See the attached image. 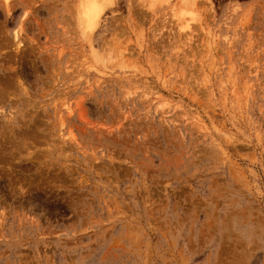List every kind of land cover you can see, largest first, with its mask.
I'll list each match as a JSON object with an SVG mask.
<instances>
[{
    "label": "rangeland",
    "instance_id": "1",
    "mask_svg": "<svg viewBox=\"0 0 264 264\" xmlns=\"http://www.w3.org/2000/svg\"><path fill=\"white\" fill-rule=\"evenodd\" d=\"M0 0V264H264V0Z\"/></svg>",
    "mask_w": 264,
    "mask_h": 264
},
{
    "label": "bare ground",
    "instance_id": "2",
    "mask_svg": "<svg viewBox=\"0 0 264 264\" xmlns=\"http://www.w3.org/2000/svg\"><path fill=\"white\" fill-rule=\"evenodd\" d=\"M104 10V5H98L95 0H88L85 5L82 6L81 22L83 24L86 23L90 33L100 24Z\"/></svg>",
    "mask_w": 264,
    "mask_h": 264
}]
</instances>
